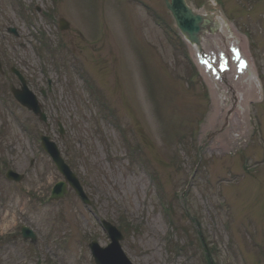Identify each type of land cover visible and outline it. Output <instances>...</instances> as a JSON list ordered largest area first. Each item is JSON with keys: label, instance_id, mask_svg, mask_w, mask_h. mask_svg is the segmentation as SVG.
Returning a JSON list of instances; mask_svg holds the SVG:
<instances>
[{"label": "rangeland", "instance_id": "374dc122", "mask_svg": "<svg viewBox=\"0 0 264 264\" xmlns=\"http://www.w3.org/2000/svg\"><path fill=\"white\" fill-rule=\"evenodd\" d=\"M210 1L190 0L200 10ZM216 1L245 34L264 85V0ZM171 21L162 0H0L1 264H94L88 244L110 241L102 219L122 230L137 264H208L203 241L216 264H264L263 93L233 130L209 125L216 99L191 77ZM12 67L47 123L14 99ZM42 135L58 143L91 205L72 190L47 200L63 176ZM9 168L25 177L9 181ZM22 223L37 246L12 238Z\"/></svg>", "mask_w": 264, "mask_h": 264}, {"label": "water", "instance_id": "95a60500", "mask_svg": "<svg viewBox=\"0 0 264 264\" xmlns=\"http://www.w3.org/2000/svg\"><path fill=\"white\" fill-rule=\"evenodd\" d=\"M170 7L173 9L177 17L180 18V20H183L182 17H185V14H188L189 17L186 20V22L182 23L184 28H192L196 31L203 32L202 30L206 26V22L208 20L204 19V17H201L199 15L192 14L189 9L185 6L183 0H174V4H170ZM192 14V15H190ZM196 19V20H195ZM200 22V24H199ZM196 23V24H195ZM193 25V26H191ZM190 30V29H189ZM198 34L194 36V39L198 40ZM1 61H0V70H1ZM20 78L23 81V78L20 76ZM16 95L19 97V99L24 102L29 108L33 109L34 112L37 114H40L41 118L46 120L45 114L41 111L40 106L38 104V101H36V97L28 90L27 85L25 81H23V91H20L16 93ZM62 131V130H61ZM44 146L48 153L51 154L53 160L55 161L57 167L63 173L66 177V180L68 183H71L72 186L75 188L77 193L81 195L87 202L89 200L87 199L85 193H83V188L78 183V179L76 175L71 171L70 167L65 163L63 158L61 157L60 152H58L57 146L49 141L48 137H44ZM67 181L58 183L57 186V192L55 193V197H61L63 196V193L67 191ZM107 231L109 235L111 236L113 242L108 248H101L99 245L94 244L92 245L93 255L96 258L97 264H133L127 257H125V254H123L122 250L120 249L119 240L122 238L119 231L107 224L106 225Z\"/></svg>", "mask_w": 264, "mask_h": 264}, {"label": "bare ground", "instance_id": "6f19581e", "mask_svg": "<svg viewBox=\"0 0 264 264\" xmlns=\"http://www.w3.org/2000/svg\"><path fill=\"white\" fill-rule=\"evenodd\" d=\"M210 42L212 43V45L218 50V51H223V53L225 54V55H227L226 54V52H224V49H226L227 51H229V47H230V44H231V42L228 40V38L223 34V32L221 31V33H219L217 36L215 35V37L214 38H212V40H210ZM240 39L238 38V42L237 43H239L240 44ZM246 43V41L244 40V44ZM243 51H245V53H246V50H247V47H246V44H245V49H244V47H243V49H242ZM255 91H257V95H259V90H255ZM250 95L251 96H254L255 95V93H250ZM257 95H255V96H257ZM239 104V106L241 107V108H244L245 109V107L248 105V103L246 102V103H238ZM219 108L218 107H216V105L214 106V110L211 112V114H210V117H209V125H213V123H214V121H215V119H216V121H219V118H217V116H218V113H219ZM240 115H242V113L240 112L239 113ZM243 116L244 115H242L241 116V118L243 119ZM226 118H230L229 116H227V113L226 112H224L223 113V118H222V120H224V119H226ZM221 120V121H222ZM234 121H232V123H233ZM234 124V123H233ZM237 124H240V123H237ZM235 125V124H234ZM241 125V124H240ZM223 141V140H222ZM223 144H225V143H223Z\"/></svg>", "mask_w": 264, "mask_h": 264}, {"label": "snow or ice", "instance_id": "6c2138e0", "mask_svg": "<svg viewBox=\"0 0 264 264\" xmlns=\"http://www.w3.org/2000/svg\"><path fill=\"white\" fill-rule=\"evenodd\" d=\"M233 51L237 53V59L239 60L240 59L239 49H233ZM205 63H207V61H205Z\"/></svg>", "mask_w": 264, "mask_h": 264}]
</instances>
